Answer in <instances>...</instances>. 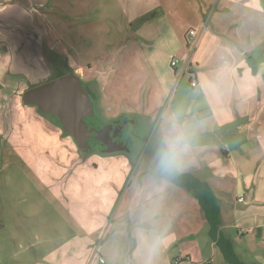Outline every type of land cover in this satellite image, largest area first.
I'll list each match as a JSON object with an SVG mask.
<instances>
[{
    "label": "crops",
    "instance_id": "1",
    "mask_svg": "<svg viewBox=\"0 0 264 264\" xmlns=\"http://www.w3.org/2000/svg\"><path fill=\"white\" fill-rule=\"evenodd\" d=\"M23 2L0 0V27L6 18L30 20L28 13L20 12L31 7L29 1L28 7ZM114 2L120 5L127 25L135 22L132 34L139 38L140 46L135 62L139 67L150 68L152 81H148V76L141 78L142 93H123L126 85L119 88V81L110 91L111 77L104 80L110 72L97 69L85 84H90L97 96L91 83L100 82L105 100L117 89L130 107L122 101L119 107L107 104L105 112L135 115L158 123L156 134L160 140L169 121L174 119L183 127L187 148L176 169L195 174L212 187L220 206L221 232L231 240L239 258L245 264H264V0ZM15 6L21 9L8 11ZM33 15L38 21L32 26L45 35L46 18ZM193 30L196 37L190 35ZM175 58L176 68L171 64ZM5 61L0 55V67ZM79 67L84 74L85 68ZM182 72L180 79L189 77L191 91L187 83L176 88ZM189 72L196 75L195 88L191 87ZM2 94L0 91V98ZM24 105L30 110L33 106ZM27 118L32 133L25 135L22 154L15 151V156L35 166L37 161L27 157L32 153L27 142L34 134L41 133L42 128L49 140L53 138L61 145L64 139L41 117ZM114 155L108 156V163L118 159ZM72 159L65 162L80 166L66 174V190L58 187L63 185L66 168L60 174L55 168L54 172L40 169L45 175L38 177L43 187L52 192L50 198L67 191L66 200L73 197L70 207L76 208L70 210L74 231L68 240V251L64 254L61 250L52 262L41 264H60L61 256L68 257L69 264H102L101 258L105 259L104 264H227L218 245L210 239L209 224L199 201L186 189L157 180L148 172L151 167L144 168L142 163L140 171L129 177V156L120 160L121 164H112L105 173L88 171L85 162ZM51 160L62 163L60 155H53ZM132 177L136 179L131 180ZM197 226L200 231L191 229ZM175 227L176 234H172ZM181 240L193 243L184 257L170 253L173 244ZM57 249L49 254H55ZM197 252L201 253L198 258Z\"/></svg>",
    "mask_w": 264,
    "mask_h": 264
},
{
    "label": "rangeland",
    "instance_id": "2",
    "mask_svg": "<svg viewBox=\"0 0 264 264\" xmlns=\"http://www.w3.org/2000/svg\"><path fill=\"white\" fill-rule=\"evenodd\" d=\"M23 1L27 7L29 1L31 7L22 8L20 12L28 13L30 20L27 22L26 18L23 20L15 17L6 18L3 22L4 26L0 27V47L3 49L0 55L6 58L4 66L0 67V78L3 79L0 84V91L3 92L0 98V115H2L0 116V264L52 262V258L55 259L61 250L64 254L68 251V240L74 231L72 228L74 218L70 215V210H76L70 207V204L74 203L73 197L69 196L67 201L66 191L65 195L51 199L52 192H48V189L43 187L38 177L40 174L45 175L41 170L54 172L58 169L60 174L62 168L63 170L66 168L61 180L64 186L58 184V187L66 190V174L75 172L78 165L68 164L65 162L66 159L75 156L81 160L80 162L87 164L85 168L88 171L98 170L105 173L111 169L112 164H121L120 160L123 161V158L128 157L125 152L115 154L117 156L97 152L85 158L74 138L65 135L63 128L52 119L44 117L38 111L37 105L30 106L31 110L25 107L23 94L26 90L47 82L60 73H74L86 83L95 76L93 71L97 69H107L110 72L104 79L107 81L111 77L110 91L112 85L115 86L116 81H119V88L126 85L122 90L123 93L133 91L142 93L144 83L141 78L148 76V81H152L150 68L139 67L135 62V54L140 51L139 38L132 34L135 22L127 25V19L122 17L120 5L114 0H26L27 3ZM19 8L11 7L8 11L16 12ZM38 12H41V15H38ZM33 14L46 18L45 35L36 26H32L33 22L38 21ZM122 30L124 33L121 34ZM100 60L104 61H102L104 66L99 64ZM79 66L85 68L84 74L79 71ZM188 80L187 75L179 81L177 79L176 88L187 83L191 91ZM99 84L100 82L91 83V86L98 95V108L103 119L108 121L119 118V115L113 114L115 112L110 111L107 114L104 107H107V104L119 107L125 100L120 98L117 89H114L112 97L107 96L108 100H105L106 95ZM171 99L172 96L170 101ZM125 103L130 107V104L126 101ZM121 115L133 121L137 120L135 115ZM7 116L8 120H6ZM27 116L41 117L47 126L55 127L65 140L61 145L53 138L49 140L42 128L41 133L34 134L27 142L32 152L27 157L36 160L37 167L15 156V151L22 154L21 143L32 133L33 127L29 126L31 121ZM157 126L158 123H148L142 129L137 136L141 144L140 148L144 147L146 136L156 132ZM53 155L57 158L60 155L62 163L51 160ZM113 155L118 159L108 163V156ZM151 158L142 155L140 158L142 165L139 161L135 164L129 159V172H131L129 177L131 174L134 177L142 167H152L154 161L151 162ZM133 177L131 180L136 179ZM41 179L46 182L43 175ZM111 187L112 185L109 186ZM131 188L132 186L129 191ZM121 195L122 192H119V198ZM97 197L99 196H94V199ZM111 219L112 217L108 220V224L111 223ZM191 229L198 232L201 227ZM107 230L108 226L105 227V232ZM176 231L175 227L171 233L176 234ZM192 247V242L181 240L180 243L173 244L170 253L184 257ZM56 248L58 249L55 254H49ZM206 252L210 253V249ZM200 256L201 253L197 252L196 257ZM62 258L61 256L58 259L60 264H69L68 257Z\"/></svg>",
    "mask_w": 264,
    "mask_h": 264
},
{
    "label": "water",
    "instance_id": "3",
    "mask_svg": "<svg viewBox=\"0 0 264 264\" xmlns=\"http://www.w3.org/2000/svg\"><path fill=\"white\" fill-rule=\"evenodd\" d=\"M26 105H37L42 114L59 120L64 132L73 137L82 151L89 152V141L98 131L97 96L77 75L69 73L62 77L44 82L26 90L23 94ZM112 125L99 132L96 141L108 146L103 154H112L126 150V146L112 147L116 138L112 136ZM121 144V143H120ZM123 145V144H121Z\"/></svg>",
    "mask_w": 264,
    "mask_h": 264
},
{
    "label": "trees",
    "instance_id": "4",
    "mask_svg": "<svg viewBox=\"0 0 264 264\" xmlns=\"http://www.w3.org/2000/svg\"><path fill=\"white\" fill-rule=\"evenodd\" d=\"M64 75H67V73H60L59 75H55L50 80L62 77ZM123 117H126V116H120L119 118L121 119ZM48 118L52 119L57 125L62 127L57 118L55 117H48ZM135 118L139 120L137 122L139 123V125H141V128H140L141 131L137 132V134L139 135L142 132V129L149 123V120L142 118V117L140 118L135 117ZM102 119H103L102 114L98 108V95H97V118L95 122L100 123L102 122ZM103 121L105 120L103 119ZM108 121L111 122L112 120H108ZM64 134L69 136L65 132ZM160 141L161 140L157 136L156 132H154L153 134L152 133L148 134L146 136V143L143 145L144 146L143 148H139L136 151L132 153H127V154L131 158L132 162L135 164H137L138 161L140 162V158L142 155L143 157L147 156V157H152L153 159H155L153 166L148 172L151 175H153L157 180L159 181L165 180L175 186L186 189L193 197H195L199 201L205 213L207 222L209 224L210 239L211 241L215 242L218 245V247L220 248V250L222 251L224 255L226 263L227 264H245L235 252V249H234V246L231 240L226 238L221 232V229H220L221 211H220V206H219L217 196L215 192L213 191L212 187L207 182L197 177L195 174L182 173L178 169H173L170 172H161L158 169L157 163H156V155H157ZM97 152L103 154L102 152L96 149H93L89 152L81 150V153L85 158H87L88 155L90 156L93 153H97Z\"/></svg>",
    "mask_w": 264,
    "mask_h": 264
},
{
    "label": "clouds",
    "instance_id": "5",
    "mask_svg": "<svg viewBox=\"0 0 264 264\" xmlns=\"http://www.w3.org/2000/svg\"><path fill=\"white\" fill-rule=\"evenodd\" d=\"M187 148V134L174 119L169 121L167 131L161 137L156 155L157 167L161 172L178 168L182 154Z\"/></svg>",
    "mask_w": 264,
    "mask_h": 264
},
{
    "label": "flooded vegetation",
    "instance_id": "6",
    "mask_svg": "<svg viewBox=\"0 0 264 264\" xmlns=\"http://www.w3.org/2000/svg\"><path fill=\"white\" fill-rule=\"evenodd\" d=\"M112 125V136L115 135L116 138L114 139V142L117 143V145H114L115 143H112V147H123L127 144L126 150L122 151L125 153H132L136 151L137 149L140 148V143L137 140V132L141 131V125L137 122V120L134 119L131 120L129 117H123V118H116L112 120L111 122L109 121H103L100 123H95V126L98 127V131L94 133V139L89 141V145L93 149H96L100 152L105 150L108 146L103 145L101 142L96 141V138L98 137V134L100 131L105 129L106 127ZM123 145H121V144ZM121 152H116L112 154H117Z\"/></svg>",
    "mask_w": 264,
    "mask_h": 264
},
{
    "label": "built area",
    "instance_id": "7",
    "mask_svg": "<svg viewBox=\"0 0 264 264\" xmlns=\"http://www.w3.org/2000/svg\"><path fill=\"white\" fill-rule=\"evenodd\" d=\"M190 35L191 37H196L197 36V32L195 30L191 31L190 32ZM172 66L174 68H176L178 66V60L175 58L173 61H172ZM184 74L183 72L180 74L179 76V80L181 77H183ZM189 76L191 77V81H190V84H191V87L195 88L198 86V83H197V79H196V75L195 73H192V72H189ZM239 202H243V199H239ZM100 263L104 264L105 263V259L101 258L100 259Z\"/></svg>",
    "mask_w": 264,
    "mask_h": 264
}]
</instances>
